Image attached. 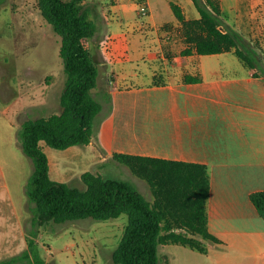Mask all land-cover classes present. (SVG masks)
<instances>
[{
	"label": "crops",
	"instance_id": "1",
	"mask_svg": "<svg viewBox=\"0 0 264 264\" xmlns=\"http://www.w3.org/2000/svg\"><path fill=\"white\" fill-rule=\"evenodd\" d=\"M131 1L138 3H83L96 24L85 46L98 69L92 96L102 106L87 146L102 151L99 161L118 153L205 165L210 181L207 227L222 244L207 243L206 254L190 250L176 263L264 264V219L249 198L264 191V78L255 77L233 52L182 54L187 48L184 30L170 4L181 8L186 21L196 20L199 15L191 0H141L149 9L144 23L133 18V12L139 13ZM218 3L227 26L264 56V0ZM155 5L164 18L157 17ZM119 13L128 24L125 30ZM131 17L134 22L127 20ZM145 27L155 32L159 44L156 55L147 59L157 60L159 67L128 70L120 62L116 40L127 32L143 33ZM110 65L119 66L115 70ZM185 76L198 81L185 82ZM43 101L18 114L49 106L51 98ZM4 230L0 228V253L10 244H5ZM26 248L25 240L20 252Z\"/></svg>",
	"mask_w": 264,
	"mask_h": 264
},
{
	"label": "trees",
	"instance_id": "2",
	"mask_svg": "<svg viewBox=\"0 0 264 264\" xmlns=\"http://www.w3.org/2000/svg\"><path fill=\"white\" fill-rule=\"evenodd\" d=\"M88 0H37L41 18L59 37L58 54L65 82L59 96L60 112L25 120L19 140L22 152L32 161L33 171L25 189L31 209L27 248L0 264H44L36 251L37 235L43 226L84 219L107 221L126 216L122 236L112 252L114 264H159L158 247L181 245L206 254L207 243L221 245L208 231L207 200L209 172L205 165L114 153L111 159L125 165L150 190L147 200L130 182L82 173L84 189L51 179L49 161L41 143L65 150L88 145L93 138L102 106L92 96L98 69L85 42L93 37L96 24L83 3ZM199 18L186 21L181 8L170 4L184 30L188 55L225 52L233 54L255 77L264 78L261 59L250 43L227 26L218 0H191ZM185 82L197 78L185 76ZM153 84H157L156 81ZM264 219V191L249 196Z\"/></svg>",
	"mask_w": 264,
	"mask_h": 264
},
{
	"label": "rangeland",
	"instance_id": "3",
	"mask_svg": "<svg viewBox=\"0 0 264 264\" xmlns=\"http://www.w3.org/2000/svg\"><path fill=\"white\" fill-rule=\"evenodd\" d=\"M36 1L0 0V213L3 214L0 228L5 229V244L10 243L0 253L2 259L21 253L27 232L31 229L33 204L28 202L25 189L33 164L21 149V124L28 119L59 113V96L65 82L58 54L59 37L41 18ZM142 3L141 0L130 2L137 12ZM154 7L155 12L159 11L156 5ZM105 14L109 15L107 8ZM156 15L165 17L158 12ZM118 16L125 30L128 24L122 13ZM147 16L133 12L135 21L141 23L147 21ZM133 18L127 20L133 21ZM110 42H105L107 49ZM116 42L120 62L128 70L148 72L159 67L157 60L147 59L148 55L154 57L159 50L153 30L145 27L143 33L127 32ZM255 48L264 66L262 51L257 46ZM118 66L110 65L109 68L117 70ZM92 94L95 97V93ZM48 98H51L49 106L27 109L18 114ZM41 146L49 160L50 177L54 181L84 189L81 175L89 171L105 178L128 181L152 201L149 187L143 179L111 158L99 161L102 151L95 146L77 145L65 150H56L44 143ZM125 224V215L107 221L84 219L63 224L49 223L39 229L36 251L44 264H114L112 252ZM186 254H191L190 249L181 245L158 247L159 264H177Z\"/></svg>",
	"mask_w": 264,
	"mask_h": 264
},
{
	"label": "built area",
	"instance_id": "4",
	"mask_svg": "<svg viewBox=\"0 0 264 264\" xmlns=\"http://www.w3.org/2000/svg\"><path fill=\"white\" fill-rule=\"evenodd\" d=\"M138 12L141 16H147L149 13L148 7L147 5H145L144 3H142L141 5H139V9Z\"/></svg>",
	"mask_w": 264,
	"mask_h": 264
}]
</instances>
